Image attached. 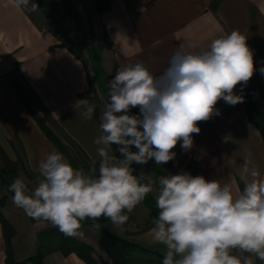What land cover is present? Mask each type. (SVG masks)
I'll list each match as a JSON object with an SVG mask.
<instances>
[{
  "label": "crops",
  "instance_id": "obj_1",
  "mask_svg": "<svg viewBox=\"0 0 264 264\" xmlns=\"http://www.w3.org/2000/svg\"><path fill=\"white\" fill-rule=\"evenodd\" d=\"M82 2L92 35L86 43L75 38L84 53L79 59L59 44L60 40L38 18L36 11L18 7L15 0H0V145L10 159L19 156L26 170L39 173V161L44 155L52 150L60 151L38 126L8 76L19 79L30 90L34 109L36 102L41 109L48 110L59 130L75 140L92 162L97 163L101 157L93 141L100 134L101 117L93 112L91 119H85L80 115L84 106H77V102L87 100L82 95L91 87L97 103L107 104L108 81L129 63L143 61L154 75H159L181 45L185 51L202 52L212 39L237 30L246 37L254 54L255 72L247 83L249 91L257 104L264 103V74L260 72L264 68V0H109V7L104 11H99L93 0ZM234 91L241 95L239 85ZM89 96L93 97L92 94ZM216 108L219 115L198 122L201 131L193 134L190 149H182V141L178 142L172 150L176 156L171 162L176 171L181 172L193 159L197 175L229 183L235 194L240 191V170L245 159L264 179V140L249 121L242 103L230 106L220 100ZM130 114L139 115V108H132ZM228 135L232 139L224 142L223 138ZM133 167L140 175L135 163ZM151 167L150 161L144 164L145 172L153 176ZM162 168L165 175L171 174L164 164ZM157 192L158 184H154L150 194L155 205ZM12 196H7L6 203L12 202ZM155 215H158V208L154 214L142 202L128 213L126 226L97 229L93 227L94 223L82 221L79 231L83 234L72 237L91 245L99 264H112L100 245L104 232L126 237L153 252L164 254L165 246L154 243L150 232L151 218ZM6 218L12 223L9 217ZM29 219L36 243L31 238L28 248L26 241H19V233L12 223L16 231L12 238L16 260L35 254L37 232L49 224ZM134 254L152 257L151 253L140 251ZM234 255L242 259L248 256L253 264H264L256 256L239 250H234ZM5 257L0 224V264H4ZM42 264L88 263L74 252L63 255L52 251L43 257Z\"/></svg>",
  "mask_w": 264,
  "mask_h": 264
},
{
  "label": "clouds",
  "instance_id": "obj_2",
  "mask_svg": "<svg viewBox=\"0 0 264 264\" xmlns=\"http://www.w3.org/2000/svg\"><path fill=\"white\" fill-rule=\"evenodd\" d=\"M15 2L29 12L40 8L32 0ZM253 57L246 37L233 30L212 39L202 52L181 45L159 75L143 61L121 67L108 81L109 101L93 141L101 157L98 171L74 168L52 150L39 161L34 188L19 177L10 184L12 202L28 217L75 236L83 234L81 222L87 219L96 221L97 229L102 216L123 225L158 184V215L151 218L150 232L153 242L166 248L162 264H253L233 250L264 261V179L247 159L240 170L244 187L235 194L229 183L187 171L154 180L151 174L134 175L132 168L150 160L158 166L168 163L181 141L182 149H190L193 134L201 131L198 122L220 114V100L230 106L243 103L234 90L253 77ZM80 105L85 109L80 115L91 119L95 105L85 99ZM137 107L140 114H130ZM112 145L119 146V157Z\"/></svg>",
  "mask_w": 264,
  "mask_h": 264
},
{
  "label": "trees",
  "instance_id": "obj_3",
  "mask_svg": "<svg viewBox=\"0 0 264 264\" xmlns=\"http://www.w3.org/2000/svg\"><path fill=\"white\" fill-rule=\"evenodd\" d=\"M32 2H35L39 5V10L45 15L47 19L45 22L46 27L51 30L60 40L59 44L66 47L77 58L80 59L81 54L78 52V50L82 49L81 44L77 43L76 40L70 36L68 29L63 26L60 20L54 16L53 12L50 11H54L55 7L59 5L65 13V18L68 20L77 19V5H80L84 9L82 0H32ZM93 2L99 11H104L109 7V0H93ZM87 24L89 27V32L92 35L89 19H87ZM8 78L46 137L66 157L69 163L74 168H83L85 172H88L92 168H96L98 171L99 163L92 162L84 149L75 140L66 134L71 146L75 149V153H72V151L69 150L64 145V143H62L61 139L56 135V133L42 121L33 107L30 90L26 88L16 77L8 76ZM239 87L241 95L244 97V102L242 104L246 111L247 117L249 121L257 127L262 139L264 140V103L257 104L253 100L248 85H239ZM89 94H92L93 97H90ZM82 96L86 98L90 104H95L96 95L93 88L90 87L87 93L83 94ZM44 112L46 115H50L48 110H44ZM95 112L96 107L94 109V114ZM112 147L116 155L119 157L120 153L117 151L119 146L112 145ZM0 160L2 162L0 163V179L5 183L8 192L14 195L13 192L9 191V186L16 178H18L17 173L19 168L25 169L23 161L19 156H17L15 160L10 159L1 145ZM164 166L170 171L171 174L179 173L173 167L171 161L164 164ZM132 168L134 170L133 174L138 175L133 165ZM188 170H191L190 174L193 176L197 175V166L193 159L189 161L188 165L183 171L188 172ZM239 186L240 190H242L244 187L243 182L239 181ZM5 200L6 196H3L0 199V224L5 240L6 252L4 264H42L43 257L52 251H59L63 255L74 252L88 264H99L93 255V248L91 245L72 236L63 234L50 222L37 232L38 246L35 254L24 260H16L12 248V238L14 237L16 231L11 222L2 213ZM143 202L154 214L156 213L157 207L150 193L146 195ZM31 220L33 222L37 221L33 218H31ZM128 222L129 219L124 223V225L126 226ZM100 245L102 250L111 258L112 264H162L164 258V254L162 253L153 252L144 246H140L128 240L126 237L119 236L111 232L103 233V236L100 240ZM135 251L151 253L152 257L137 256L134 254ZM232 254H234V250Z\"/></svg>",
  "mask_w": 264,
  "mask_h": 264
},
{
  "label": "rangeland",
  "instance_id": "obj_4",
  "mask_svg": "<svg viewBox=\"0 0 264 264\" xmlns=\"http://www.w3.org/2000/svg\"><path fill=\"white\" fill-rule=\"evenodd\" d=\"M50 12H53L54 16L60 20L61 24L68 29V32L72 38H74V39L77 38L79 41H82L83 43L90 41L91 35L89 32V27H88L87 22H86V13L80 5H77L78 16H77V19H74V20H68L67 18H65L64 17L65 13L59 5L55 7L54 11H50ZM35 13H37L36 15L38 16V18L40 20L46 22L47 19H46L45 15L43 13H41V11L37 10ZM78 52L82 55V57L84 56L83 55L84 53H82V49L78 50ZM102 63H104V60H102ZM105 97H107V100L109 101V97L107 95ZM94 105L96 107V113L99 114L100 117H102V114L105 111L106 103L100 104V102L97 103V101H96ZM35 108H36L35 111L38 113V116L42 119V121L49 128H51L55 131L56 135L61 139L62 143H64V145L69 150H71L72 153H75V149L71 146V143H70L68 137L66 136V134L59 130V128L51 120L50 116L46 115L44 110L41 109L40 106L36 102H35ZM132 150L137 151V149H135L134 147L132 148ZM153 162H154V164H152ZM0 163H2L1 160H0ZM150 164L152 166L151 169L153 171L152 174H153L154 180H156L159 176L165 175L164 170L162 168V165L158 166L155 164V161H152V160H150ZM136 165H137V168L139 169L141 174H145V173L147 174V172H145L144 165H140V164H136ZM24 167H25V165H24ZM17 174H18L19 178L24 179L25 183L29 186L30 189H32L36 186L37 177L39 176V173L28 171V170H26V167H25V169L19 168ZM144 182L146 183V181H144ZM8 195H12V194H10L8 192L5 183L0 179V199L3 196H6V200H5V203H6ZM2 209H3L2 213L6 217H9L11 219L15 228L17 229V232L19 233L18 234L19 241L20 242L26 241L27 242V244H26L27 248L31 244L30 243L31 238L33 239L32 241L36 243V237L32 236L31 221H30L29 217L25 214V212L21 208L16 207V205L12 202H8V203L4 204ZM85 221L91 222V223H96V221H93L91 219H87ZM98 223H100V227L103 229H110L113 227V224L110 222V220L106 217H103V216L99 218Z\"/></svg>",
  "mask_w": 264,
  "mask_h": 264
}]
</instances>
